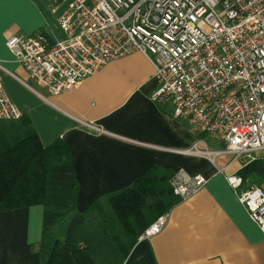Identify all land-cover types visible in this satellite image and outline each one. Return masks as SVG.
<instances>
[{"label": "crops", "instance_id": "1", "mask_svg": "<svg viewBox=\"0 0 264 264\" xmlns=\"http://www.w3.org/2000/svg\"><path fill=\"white\" fill-rule=\"evenodd\" d=\"M51 4L0 0V72L42 144L57 138L67 143L79 182L76 210H84L99 195L130 186L156 166L175 174H202L207 184L175 205L164 230L139 238L125 263L264 264V233L225 178L251 159L227 162L222 153L212 158L186 152L196 143L211 150H223L225 143L198 131L190 117L176 115L173 104L154 100L155 67L145 54L135 51L115 59L58 95L35 84L6 40L37 32L60 39ZM257 157H264V150ZM43 218V205L0 211V264H40Z\"/></svg>", "mask_w": 264, "mask_h": 264}, {"label": "built area", "instance_id": "2", "mask_svg": "<svg viewBox=\"0 0 264 264\" xmlns=\"http://www.w3.org/2000/svg\"><path fill=\"white\" fill-rule=\"evenodd\" d=\"M51 1L60 39L37 32L6 40L36 85L58 95L140 51L155 67L154 100L173 104L176 115L225 143L223 150L196 143L186 152L236 159L264 150V0ZM4 84L0 72V120L21 119L24 112ZM225 178L264 233V187L236 172ZM171 181L174 193L186 199L208 178L178 172ZM168 219L169 213L155 219L140 238L160 233Z\"/></svg>", "mask_w": 264, "mask_h": 264}, {"label": "trees", "instance_id": "3", "mask_svg": "<svg viewBox=\"0 0 264 264\" xmlns=\"http://www.w3.org/2000/svg\"><path fill=\"white\" fill-rule=\"evenodd\" d=\"M37 134L25 115L0 120V211L43 205L40 264H123L142 232L183 200L174 193L175 173L156 166L78 211L79 182L67 143L57 138L44 146ZM238 174L262 185L264 157Z\"/></svg>", "mask_w": 264, "mask_h": 264}, {"label": "rangeland", "instance_id": "4", "mask_svg": "<svg viewBox=\"0 0 264 264\" xmlns=\"http://www.w3.org/2000/svg\"><path fill=\"white\" fill-rule=\"evenodd\" d=\"M224 147H225V146H224ZM261 152H262V150H260V151H255V152L251 153V156H249V155H247V154H242V155H240V157H237L234 161L239 160V158H240L241 163H242V162H246V161H248L249 159L252 160L251 157L256 158V155H257L258 153H261ZM222 155H225V156H223L221 159H223V158L225 157L227 162H228V161H231V160H233V158H235L233 155H230V154H227V153H222ZM224 160H225V159H224ZM233 164H234V163H232V165H233ZM261 186H262V185H261ZM66 224H67V220L64 222V224H63V228L66 226Z\"/></svg>", "mask_w": 264, "mask_h": 264}]
</instances>
